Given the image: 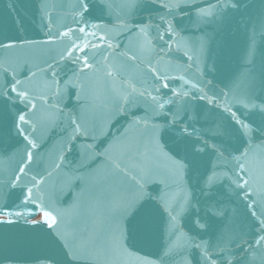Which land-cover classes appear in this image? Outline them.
Segmentation results:
<instances>
[{"label": "water", "instance_id": "obj_1", "mask_svg": "<svg viewBox=\"0 0 264 264\" xmlns=\"http://www.w3.org/2000/svg\"><path fill=\"white\" fill-rule=\"evenodd\" d=\"M79 2L0 0V87L19 80L28 92L23 103L0 96V218L17 210L21 189L12 190L7 181L23 166L21 184L39 181L31 218L41 219L44 211L56 218L57 230L83 253L71 264H203L185 233L214 238L231 218L245 239L253 236L256 224L242 200L248 189L239 191L227 180L205 189L203 164L187 175L178 172L168 151H181L178 125L163 139L154 138L153 126L186 106L196 112L198 130L231 127V135L216 140L225 155L247 150L248 203L255 200L257 215L264 213V110L236 102L248 103L250 93L252 103H264V0H105L110 10L90 0L83 18ZM8 43L14 46H3ZM236 81L244 87H233ZM203 94L215 95L216 106L195 98ZM153 96L175 100L164 109L169 117L154 114ZM26 107L35 126L30 138L38 145L28 162L15 132V113ZM225 107L253 125L247 143ZM189 196L197 207L183 213ZM210 206L225 218L212 217ZM166 208L176 209V221ZM197 216L209 222L206 232L192 224ZM35 228L23 219L0 224L7 241L0 255L13 257V264H33L46 251L23 242ZM243 251L233 246L228 254L240 258L236 264H260L264 257V249L256 261Z\"/></svg>", "mask_w": 264, "mask_h": 264}, {"label": "snow or ice", "instance_id": "obj_2", "mask_svg": "<svg viewBox=\"0 0 264 264\" xmlns=\"http://www.w3.org/2000/svg\"><path fill=\"white\" fill-rule=\"evenodd\" d=\"M104 8L110 10L111 5L107 4L105 0H96ZM128 7H134V4L127 5ZM178 5H173L177 7ZM90 0H80L76 5L77 15L81 18L87 16L89 12ZM86 24L89 21H84ZM95 26V25H93ZM142 32L144 28L140 29ZM81 32H85V28H80ZM167 32H173L174 29L169 27ZM60 35H67V33H60ZM101 39H103L101 37ZM162 39V37H161ZM24 43H30V41H25ZM4 47L14 46L11 43L4 44ZM109 47H111L109 45ZM187 55V53H185ZM191 59V57H189ZM211 81H207L205 87L210 89ZM167 87V85H164ZM193 87H196L195 85ZM233 87L243 88L244 84L242 81H236ZM22 82L19 80L14 81L8 87H0V96L6 97L8 99L18 98L22 103L25 97L28 95L26 90H21ZM201 91H203L201 89ZM9 92L14 93L15 97L10 96ZM231 92V87L229 88ZM224 94V93H222ZM178 95L173 92V96ZM182 95L188 96L189 93L184 92ZM226 95V94H225ZM200 101H204L209 105L216 106V97L213 95L209 97L207 94L195 97ZM248 103H244L243 100H237L236 102L246 110L259 108L264 110V103L255 104L252 103L253 97L249 93L246 97ZM151 101L154 107V114L160 116L162 113L166 116L168 114L164 113L166 106L175 103V100L168 99L161 102L160 99L153 96ZM34 107V105H33ZM29 108L26 107L22 112L15 113V132L23 138L26 155L25 162L31 161L32 150L38 147L34 139L30 138L33 136L35 131V126L31 123L29 119ZM223 113L228 114L231 118L232 123L235 125L236 130L239 132L242 141L247 143L248 139H251V134L253 131V125L242 119L236 112L232 110L231 107H225ZM169 117V116H168ZM197 120V114L188 107H178L175 112H171V119H168L165 124H159L153 126V136L163 139V136L168 128L174 125H178L175 132V137L177 144L181 147L180 152H171L169 159L172 161L174 168L178 172H182L187 175L189 169L197 164H203L204 172L202 174L201 180L203 187L205 189H212L213 187L219 185L222 181L227 180L231 185H235V189L243 191L248 189V191H243L242 200L245 202V207L248 209V215L252 218L253 222L256 224L254 229V235L245 239L247 236L245 233H241L236 230L234 223V218L229 219L227 226L220 227L217 231L215 237L209 236L207 239L200 238L198 235L188 230L185 233L186 242L194 249L198 250L201 254V260L203 264H236L239 261V257L236 255H229L228 253L232 250V247L242 248L243 255H250L253 261L257 260V253L260 249H264V213L259 216L254 210V205L256 201L253 200L248 203L250 199V193L252 189L250 188L249 181L244 179V174L247 173L245 168V158L247 155V150L241 151L244 146L236 148L229 155H225L222 145L217 142L216 138L231 135L232 128H221L219 124L215 128H203L197 129L195 127V121ZM31 129V130H30ZM159 142L157 141V146ZM235 153H239L236 155ZM210 158L205 161V156ZM231 161H236V165H232ZM27 174V168L23 166H18L17 171L13 174L12 178H9L7 184L12 190L16 188L21 189L20 195L16 198L15 207L17 210L8 211L3 218H0V224L12 225L17 223L19 220L23 219L25 224L36 225L37 228L29 230V234L24 237L23 242L28 246L42 247L46 249L42 254L34 257L33 264H63L61 256L66 258L67 261H78L83 258L82 251L76 247L74 244L70 243L68 237L65 233L57 230V220L52 217L48 211H44L43 217L41 219H33L32 213L29 210V205L36 206V199L33 198V188L39 181L33 177L32 187L27 184H21L20 181ZM206 195L208 193H205ZM193 197L189 196L185 199V205L181 206L180 211L186 213L189 206L197 207L192 203ZM41 207H47L46 204H41ZM5 208L9 205L5 204ZM167 211L168 216L171 221H176L177 217L172 215V212L176 209H163ZM198 210V208H197ZM208 212L212 217L223 220L225 218L224 211L220 208L210 206ZM13 217V219H9ZM192 224L200 232H206L209 229V222L207 220H201L199 216L192 220ZM45 225H47L45 227ZM7 243L3 236H0V244ZM246 246V247H245ZM71 257V260H69ZM0 264H13V257L0 255ZM260 264H264V257H260Z\"/></svg>", "mask_w": 264, "mask_h": 264}]
</instances>
